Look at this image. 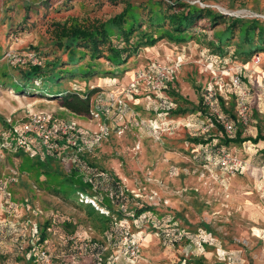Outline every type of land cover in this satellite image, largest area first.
Wrapping results in <instances>:
<instances>
[{"label":"rangeland","instance_id":"374dc122","mask_svg":"<svg viewBox=\"0 0 264 264\" xmlns=\"http://www.w3.org/2000/svg\"><path fill=\"white\" fill-rule=\"evenodd\" d=\"M148 1L157 0H0V264H38L29 260L31 245H37L34 224L39 229L47 223L49 229L54 216L78 227L64 229L58 224L50 234L46 231L45 241L52 253L60 252V230L77 232L81 240L96 236L83 212L47 193L49 183L30 170V152L41 150L34 140L29 145L22 143L21 127L29 114L74 123L83 139L90 138L99 122L108 127L109 136L88 159L111 174H105L99 187L105 189L113 178L119 183L117 190L128 194L123 206L151 208L145 220L129 223V230L135 233L129 236L138 247L136 256L130 259L121 241L113 253V264H186L198 259L204 264H264V162L263 156L256 155L264 149V141L220 146L223 131L217 126L221 120L231 122V115L242 126L243 138H255V112L264 134V83L259 78L264 74V55H259L258 67L252 65V59L246 64L237 58L221 63L195 41L175 45L163 40L152 49L140 50L121 74L101 78L89 75L93 68H89L87 55L70 65L65 53L51 43L54 23L86 25L120 13L126 2L143 5ZM163 1L207 6L236 18H258L264 24V0ZM44 51L48 55L40 56ZM9 53L26 59L33 55L41 68L46 61L58 62L59 72L89 66L82 79L62 74L52 86L81 94L97 89L90 98L92 114L69 113L58 99L38 90L43 88L40 80H34L35 89L11 90L8 84L21 80V70L33 65L8 61ZM94 64L99 72L111 70L102 59ZM152 66L171 71L161 96L140 85L131 90L133 73ZM236 76L238 86L232 83ZM171 92L181 98L177 104ZM200 106L208 108L205 114ZM176 107L193 113L173 114ZM241 116L246 117V124L239 122ZM23 152L26 155L20 157ZM61 157L62 170L68 173L71 152ZM76 172L74 183L81 180L86 185L97 173ZM101 201L105 208H117Z\"/></svg>","mask_w":264,"mask_h":264},{"label":"trees","instance_id":"16d2710c","mask_svg":"<svg viewBox=\"0 0 264 264\" xmlns=\"http://www.w3.org/2000/svg\"><path fill=\"white\" fill-rule=\"evenodd\" d=\"M52 26L51 43L56 49L65 53L67 56L66 63L75 65L79 62L78 59H82L87 55L89 61H91L88 62L91 67H88L93 68L89 75L99 74L101 78H106L104 75L121 74L126 70L125 66L128 61L135 58L140 50L152 49L163 40L175 45L195 41L209 52L211 58L221 63L228 58H237L241 63L246 64L256 55H264V24L258 18H236L212 10L207 6L199 7L179 3L178 1L171 3H166L163 0L148 1L147 4L143 5H133L126 2L125 8L120 13L106 20H95L86 25L79 23L68 25L65 22H58L52 24ZM44 55L48 54L45 51L40 54V56ZM99 59L104 60L111 70L105 72L96 70L94 62ZM59 65L58 62L46 61L44 68L27 66L21 70V80L10 82L8 84L9 88L15 91L25 88L35 89L34 80H40L43 83V88H38V90L45 95L50 94L58 99L60 107L69 113L78 116L92 114L93 103L90 98L98 91L97 89H88L81 94L79 91L60 90L59 86H52V84L61 80L62 74H66L69 78L78 75L80 77L77 78L82 79L81 77L89 72L87 71L89 68L83 70L82 68L79 70L71 69L70 71L61 70L59 72L61 69ZM169 95L173 97L174 104L178 103L179 100L177 99H181L172 92ZM203 103V99H201L202 106ZM202 106H200V109ZM200 109L201 114H205L208 110L206 107ZM191 111L176 107V110L172 113H193ZM229 116L233 121L231 122L234 124L235 131L232 137H228L223 132L219 142L220 146H240L246 141H251L253 144L264 141L263 126L258 121L257 113H253L256 120L255 138H243L242 126L237 123L234 116ZM217 126L223 131L221 125L218 124ZM190 141L194 144H205V141L199 139H190ZM65 152L64 156H67L70 151L65 150ZM18 155L22 157L26 153H19ZM256 155L263 156L264 162V149L257 151ZM90 156L91 153L79 154L80 160L89 168V172L95 173L97 171L95 175H98V171H101L104 176L105 174L106 176L111 175L104 172L102 168L99 169L96 163L93 164L89 161ZM56 157V154H46L43 157L38 154L33 158H28L32 164L30 170L32 168L36 170L37 176H43L45 182L49 183L47 187L44 185L47 193L59 197L66 203L73 204L82 211L87 226L96 233V236L83 238L82 246L86 248V256L79 260L80 264H107L114 258L113 253L121 243V239L125 236L135 235L134 232L129 230V223L135 220L139 222L145 220L146 215L151 212V208L142 206L140 209H131L123 206L122 201L128 194L117 190L119 183L113 178H110L111 183L110 181L106 182L105 189L99 187L101 182L104 181V176L103 178L92 176L91 180H87L88 185L82 184L81 180L74 183L72 177L76 175V170L79 171L78 166L71 165L70 171L67 173L62 170V157L59 158L60 163L58 160L56 161ZM101 190L104 191L103 194ZM79 195H86L93 200L95 198L99 208L104 209L108 214L100 213L90 204L79 202ZM98 195L101 196V199L97 198ZM114 195H117L118 198L116 199ZM101 200H105L109 204L114 203L117 208L109 205L105 208ZM53 219L49 221V224L52 223V229L58 224H63L61 228L77 230L78 226H75V222L71 221L68 224L64 220L60 221L57 216H54ZM70 224L74 226L72 227ZM47 226L48 224L45 223V226L39 227V243H43L46 239ZM60 234L67 233L60 230ZM29 260L36 262L34 257L29 258ZM186 264H204V262L198 259Z\"/></svg>","mask_w":264,"mask_h":264},{"label":"built area","instance_id":"2783aa9c","mask_svg":"<svg viewBox=\"0 0 264 264\" xmlns=\"http://www.w3.org/2000/svg\"><path fill=\"white\" fill-rule=\"evenodd\" d=\"M224 13V12H223ZM6 59L15 63L25 64L26 62L31 63L33 66H40L41 62L38 61L37 57L28 56L24 58L22 56L7 54ZM252 65L258 67L261 63V58L256 55L252 58ZM262 83H264V74L259 76ZM171 79L170 69L161 66H152L151 68L141 69L133 73L131 78L130 89L133 90L136 87L143 86L147 91L161 96V93L165 90L166 85ZM239 76L233 78V85H239ZM212 95L209 94L207 97L210 103ZM207 102V103H208ZM239 122L246 124L247 119L245 116L239 118ZM221 126L223 132L228 136L232 137L235 131L234 124L230 121L221 120ZM109 136L108 127L103 123L99 122L95 131L90 133L89 139H83L80 130H78L74 123H64L58 119L47 115V114H29L26 122L21 127L22 143L29 145V142L33 140L40 146L41 152L34 150L31 156L40 154L41 157L46 154L59 155L65 150L71 152L70 164L78 166L80 170L88 171L89 168L82 163L79 158V154L84 150H93L103 139ZM61 142V143H60ZM83 143V144H82ZM59 152V153H58ZM29 153V151H28ZM104 175L99 172L98 175L93 177H103ZM117 199L118 196L114 195ZM79 202L83 204H90L95 210L100 213L107 215L108 213L104 209H100L97 203L93 199H89L86 195H79ZM52 228L47 229L49 233ZM50 234V233H49ZM33 237L36 238L37 245L32 244L30 250V258L34 257L39 264H80L79 260L86 256V248L82 246V240L78 236L77 232L72 234H60L57 245L60 246V252L52 253L48 249V243L44 240L43 243H39L40 230L37 224H34ZM125 244L124 252L126 255L133 259L138 253L137 244L130 236H125L121 239ZM45 244V245H44ZM114 258L107 264H113Z\"/></svg>","mask_w":264,"mask_h":264},{"label":"crops","instance_id":"0c3cea01","mask_svg":"<svg viewBox=\"0 0 264 264\" xmlns=\"http://www.w3.org/2000/svg\"><path fill=\"white\" fill-rule=\"evenodd\" d=\"M264 86V85H263ZM260 87H262L261 85H260ZM87 138V137H86ZM94 150H84V152H82V153H92ZM257 152V151H256ZM56 156H58V155H56ZM61 156H64V153H61V154H59V157L58 158H60ZM62 159H63V157H62ZM51 217H53V215L51 216ZM54 218V217H53ZM51 220H52V218H51Z\"/></svg>","mask_w":264,"mask_h":264}]
</instances>
